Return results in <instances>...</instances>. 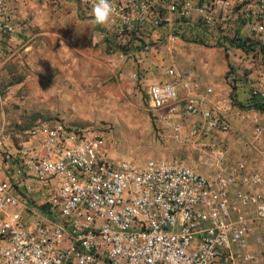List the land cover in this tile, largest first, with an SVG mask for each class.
I'll return each instance as SVG.
<instances>
[{"label":"built area","instance_id":"obj_1","mask_svg":"<svg viewBox=\"0 0 264 264\" xmlns=\"http://www.w3.org/2000/svg\"><path fill=\"white\" fill-rule=\"evenodd\" d=\"M5 3L0 42L15 31ZM111 3L119 33L164 23L175 25L179 38L226 51L264 50V0ZM166 75L144 93L158 141L183 137L178 114L201 118L193 136L230 132V97L213 102L212 90L189 71L171 67ZM254 95L264 99L258 89L250 90ZM15 135V144H5L0 131V264H252L254 221L264 247V171H248L243 161L226 166L222 148L213 150L214 169L201 174L181 159L115 162L106 136L61 120H39Z\"/></svg>","mask_w":264,"mask_h":264},{"label":"crops","instance_id":"obj_2","mask_svg":"<svg viewBox=\"0 0 264 264\" xmlns=\"http://www.w3.org/2000/svg\"><path fill=\"white\" fill-rule=\"evenodd\" d=\"M95 3L96 0H6L15 31L0 42V131L5 130L4 143L17 142L15 132L20 128L18 123L28 128L44 118L70 122L81 115L84 107L89 110L91 102L97 100V87L108 85L116 75L127 77L130 69L129 77L137 73L136 82L144 94L149 86L166 82L167 69L174 67L178 71L191 72L201 88H210L212 95L209 98L213 102L231 96L244 108L243 111L235 110L233 103L230 132L213 135H191L193 130L184 126L188 120L178 114L175 119L182 123L183 137L166 143L185 144L186 150L200 144L211 147L212 150L202 156L208 165L202 174L214 169L215 144H224L217 148L225 150L226 166L243 161L248 171L263 172L264 114L249 106L251 89L264 92V85L258 82L259 62H247L243 60L245 56L237 51L233 53L236 55L230 54L227 64L220 56L222 48L210 44L193 45L198 41L186 35L183 38L187 37L190 41L188 67L181 70L171 65L154 81H146L141 77L145 67L143 43L149 40H158L159 43L165 38L168 47L173 46L170 45L173 42L178 48L180 44L173 35L176 26L166 24L167 29L135 27L119 33L114 25V15L105 25L95 23L92 15ZM62 40L65 42L63 46ZM194 49L196 52L192 51ZM199 63L208 71L204 78L197 73ZM238 64L250 67L249 79L239 76V72H233L235 82L228 77L226 80L221 78L220 69L223 73L227 65L236 69ZM208 106L205 104L202 107ZM253 116L257 117V124L252 122ZM242 122L250 125H242ZM256 127L261 128L259 136H255ZM226 138H232V142L224 141ZM3 179L0 157V181ZM258 233L259 226L254 221L248 236L249 249L256 259L252 264H264V247L256 243Z\"/></svg>","mask_w":264,"mask_h":264},{"label":"rangeland","instance_id":"obj_3","mask_svg":"<svg viewBox=\"0 0 264 264\" xmlns=\"http://www.w3.org/2000/svg\"><path fill=\"white\" fill-rule=\"evenodd\" d=\"M167 27L168 26L164 23L160 26L162 29H167ZM173 35L177 39L176 42L180 44L178 48H175L177 46L173 42L170 44L173 46L168 47L165 38L159 43L158 40H149L143 43L145 67L142 69L141 77L145 78L146 81H154L155 77L164 74L166 69L171 65L181 70L188 67L190 60V54L188 52V48L190 47L188 43L190 41H188L187 37L179 38L176 32H174ZM227 44L233 46L234 42L231 40L227 42ZM193 45L203 46L202 43H193ZM192 51L196 52V49ZM237 51L238 50L235 49L230 51L222 49L220 56L225 59L228 64L230 54ZM238 53H240L239 55L242 57L251 55L252 63L258 62L261 56V53L256 51L246 54L242 51ZM245 59L246 58L243 60ZM198 66L199 70L197 73L199 77L204 78L208 74V71L203 67L202 63H199ZM237 66L238 67L235 69L227 65L223 73V70L220 69L221 78L224 77L226 80L228 74L239 72V76L247 80L246 78H248L249 73H251L250 67L247 68L243 64H238ZM129 72H127V77H119L116 75L117 77L113 78L114 80H112V82L110 81L108 85H99L97 87V100H93L89 105L88 109L90 112L88 114L86 113L89 110H86L84 107L82 111L84 114L81 112V115L78 117L75 116L70 122L61 120L68 125L88 128L94 133L106 136L109 157L115 162L122 161L141 165L148 160L181 159L187 166L202 174V171L208 168L202 156L204 152H209L212 148L208 145L200 144L198 147L196 146V148H189L186 150L185 144H170L158 141L155 136L156 128L152 121V116L148 111L145 95L137 82L129 77ZM229 97L232 99L231 96ZM233 101L236 105L235 110L243 111L242 107L244 108V105L241 102L239 103L236 99ZM47 119L49 120L51 118ZM47 119L44 118L40 120ZM21 121H23V119H21ZM21 121L19 120V122ZM200 121L201 118L195 116L184 122V126L191 130H197L200 126ZM18 124L20 128L16 127ZM18 124L14 126L17 128L15 134H19L27 128L26 125L22 126L21 123ZM245 124L250 125L247 122H242V125ZM224 141L232 142V138H226ZM197 143L199 142H195V144ZM218 145L223 146L224 144H215L216 148L214 147V149H217Z\"/></svg>","mask_w":264,"mask_h":264},{"label":"clouds","instance_id":"obj_4","mask_svg":"<svg viewBox=\"0 0 264 264\" xmlns=\"http://www.w3.org/2000/svg\"><path fill=\"white\" fill-rule=\"evenodd\" d=\"M92 15L96 24H107L114 15V6L111 0H96V3L92 7ZM64 43L65 42L62 40V46Z\"/></svg>","mask_w":264,"mask_h":264},{"label":"trees","instance_id":"obj_5","mask_svg":"<svg viewBox=\"0 0 264 264\" xmlns=\"http://www.w3.org/2000/svg\"><path fill=\"white\" fill-rule=\"evenodd\" d=\"M261 56H262L261 57L262 63L264 65V50L261 52ZM249 100H250V103H249L250 108L255 109L264 114V99L263 98H261L260 96L254 95L250 97Z\"/></svg>","mask_w":264,"mask_h":264}]
</instances>
